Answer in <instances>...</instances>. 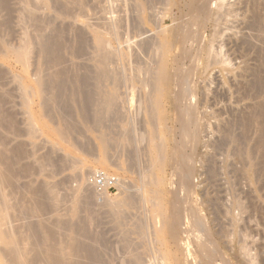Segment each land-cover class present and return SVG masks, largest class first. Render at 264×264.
<instances>
[{
    "label": "rangeland",
    "instance_id": "rangeland-1",
    "mask_svg": "<svg viewBox=\"0 0 264 264\" xmlns=\"http://www.w3.org/2000/svg\"><path fill=\"white\" fill-rule=\"evenodd\" d=\"M195 1L199 5L195 4L194 8L189 5V0H0V196L7 200H0V207L3 205L1 209H5L3 231L7 232V236L9 231L8 237L12 236L14 245L19 248L18 257L21 259L18 260L22 264H57L55 261L59 259L62 263L58 261V264H73V261L82 264L83 260L92 264H206L212 258L209 261L211 264H264V151L259 149V145L256 146L258 124H252L247 129L241 117L252 110L255 102L264 103L263 90L256 85L257 78L261 75L264 78V25H261L264 22L260 24L257 21L258 16L264 19V1ZM201 3L208 8L200 7ZM197 7L204 11L200 8L201 11H198ZM206 9H209L208 13ZM196 11L200 15L197 14L198 20L194 19L198 13ZM200 12L206 13L203 15L206 21ZM190 19L193 24L197 20L195 24L198 25L189 24L192 22ZM194 32L196 36H193ZM99 35L107 43L106 53L109 55L105 53V58L113 56L111 61L105 59L104 63L107 64L104 67L107 66L110 71L108 73L105 68V75L98 68L96 36ZM188 35L193 36L194 40L190 36L187 38ZM162 44L166 46L165 49ZM16 48H23L21 51L27 54L26 57L23 55L25 60L18 57ZM206 48L211 51L208 53L210 56ZM182 51L183 54L180 53ZM161 58L165 60L170 81L161 86L163 90L160 93L152 89L156 87L152 83L155 84V70ZM187 64L192 65V68ZM145 68L150 70L146 72ZM181 72L187 77V82L182 84L184 86L178 81ZM184 72L190 73L186 76ZM185 86L193 90L185 89L187 93L184 95L182 89ZM96 87L105 91L102 93ZM180 89L183 93L179 92ZM112 93L114 97H110ZM177 93L186 96L183 97V103H191L187 105L196 109L200 119L198 141L192 144L193 147L189 145L183 148L186 153L194 155L191 161L194 162V170L190 181L180 174L179 167L182 164L173 151L181 139L176 124V111L172 107V100ZM95 99L99 100V104ZM102 101L105 104L110 101L111 104L108 103L104 109ZM94 103L95 107L99 106L98 110H95ZM93 110H100V113L103 110L104 114L109 112L111 115L101 116L96 112L94 116ZM94 117L99 119L96 121ZM107 126L112 127L111 130ZM62 127L69 130L63 139L55 131ZM99 134H103L101 136L105 141ZM159 137L164 139L163 147L166 146L165 160L161 166H155L151 163L150 150L153 141L157 143ZM112 142L115 143L114 147ZM102 144L107 145L106 148ZM239 149H244L245 154ZM174 156L176 160L173 161ZM173 164L179 165L180 173L176 167L173 170ZM99 171L115 175L119 179L117 186L108 191L95 187L90 176ZM149 173L153 174L154 180L161 178L162 181L156 185ZM177 174L182 180L178 179ZM187 181L190 188H186ZM182 182L185 187L180 186ZM171 192L176 193L173 195ZM152 198L154 202L149 201ZM171 201H176L179 207H173ZM174 208L180 209V213L183 211L184 216L181 214V228L178 236L173 239L167 225L172 219L170 213ZM193 216L200 218L197 224L201 222L203 229L199 224L194 225ZM6 242L2 241L3 245L0 243V264H13L12 254L5 251L8 248ZM201 242H205V246ZM197 243L216 251L213 253L210 250L212 253L209 255V252H204L207 251L205 248L200 252L202 245L199 247ZM134 248H138L137 252ZM78 255L80 258L87 257L83 260L78 258V261L75 258ZM206 255L213 257L204 258ZM143 256L150 261L144 260Z\"/></svg>",
    "mask_w": 264,
    "mask_h": 264
},
{
    "label": "bare ground",
    "instance_id": "bare-ground-1",
    "mask_svg": "<svg viewBox=\"0 0 264 264\" xmlns=\"http://www.w3.org/2000/svg\"><path fill=\"white\" fill-rule=\"evenodd\" d=\"M164 1H165V0H164ZM189 1H190L189 5H190L191 7H194L195 4H196V5L198 4V3H196L195 0H189ZM200 1H201V0H200ZM219 1H220V2H223L224 0H219ZM250 1L252 2V0H250ZM255 1H256V0H255ZM258 1H259V0H258ZM263 1H264V0H263ZM194 2H195V3H194ZM202 2H204V1H202ZM207 2H209V1H207ZM251 2H250V3H251ZM148 3H149V2H148ZM148 3H147V4H148ZM165 3H166V2H165ZM185 3H186V2H185ZM205 3H206V2H205ZM216 3H217V2H216ZM154 4H155V3H154ZM172 4H173V2H172ZM186 4H188V3H186ZM201 4H202V3H201ZM201 4H200V7H202V8H203V7H204V8H208V7H206V6H207V3H206V6H203V4H202V5H201ZM209 4H210V3H209ZM222 4H223V3H222ZM222 4H221V5H222ZM257 4H258V3H257ZM263 4H264V3H263ZM134 5H135V4H134ZM198 5H199V4H198ZM198 5H197V6H198ZM232 5H233V4H232ZM129 6H130V5H129ZM164 6H165V5H164ZM167 6H168V5H167ZM208 6H209V5H208ZM254 6H255V5H254ZM158 7H159V6H158ZM200 7H197V8H198V11H201V10L204 9V8L202 9V8H200ZM219 7H221V6H219ZM222 7H223V5H222ZM258 7H259V6H258ZM258 7H257V8H258ZM194 8H195V7H194ZM199 8H200L201 10H200ZM216 8H217V7H216ZM135 9H136V8H135ZM225 9H226V8H225ZM254 9H255V8H254ZM191 10H192V8H191ZM191 10H190V11H191ZM206 10H207V13H208V10H209V9H206ZM219 10H222V9H219ZM256 10H257V9H256ZM193 11H194V9H193ZM198 11H196V12H198ZM203 11H204V10H203ZM203 11H202V13H203ZM253 11H254V10H253ZM136 12H137V10H136ZM191 12H192V11H191ZM191 12H190V13H191ZM223 12H224V11H223ZM234 12H235V11H234ZM254 12H255V11H254ZM260 12H261V11H260ZM139 13H140V12H139ZM192 13H193V12H192ZM192 13H191V15H190L191 17H193V16H192ZM200 13H201V12H200ZM202 13H201V14H202ZM210 13H211V12H209V14H210ZM258 13H259V12H258ZM193 14H194V13H193ZM197 14L199 15V12L196 13V15H197ZM215 14H216V13H215ZM256 14H257V13H256ZM153 15H154V14H153ZM153 15H152V16H153ZM198 15L195 16L194 19H197V20H198V18H199ZM203 15H206V13L202 14V17H204V18H202V19L205 20L206 18H205V16H203ZM154 16H155V15H154ZM180 16H181V15H180ZM199 16H200V15H199ZM213 16H214V15H213ZM224 16H225V15H224ZM256 16H258V15H256ZM136 17H137V15H136ZM166 17H167V16H166ZM197 17H198V18H197ZM207 17H208V16H207ZM260 17H263V16H258V20H257V21L261 24V23L264 22V19H262V18H260ZM141 18H142V17H141ZM157 18H158V17H157ZM192 19H193V18H192ZM192 19H190V20L192 21ZM194 19H193V20H194ZM117 20H118V19H117ZM117 20H116V21H117ZM139 20H140V19H139ZM151 20H152V19H151ZM153 20H154V19H153ZM190 20H189V22H190ZM197 20H195V21L197 22ZM135 21H136V20H135ZM195 21H194V24H195ZM205 21H206V20H205ZM205 21H204V22H205ZM179 22H180V21H179ZM181 22H182V21H181ZM189 22H188V23H189ZM258 22H257V23H258ZM183 23H184V22H183ZM185 23H186V22H185ZM188 23H187V24H188ZM201 23H203V21H201ZM201 23H200V25H201ZM130 24H131V23H130ZM181 24H182V23H181ZM187 24H186V25H187ZM189 24H193V21L190 22ZM194 24H193V25H194ZM193 25H192V26H193ZM195 25H196V24H195ZM197 25H198V24H197ZM197 25H196V26H197ZM200 25H199V26H200ZM203 25H204V23H203ZM252 25H253V24H252ZM256 25H257V24H256ZM261 25H264V23L261 24ZM139 26H140V25H139ZM190 26H191V25H190ZM182 27H183V26H182ZM188 27H189V26H188ZM157 29H158V28H157ZM171 29H172V28H171ZM181 29H182V28H181ZM189 29H190V28H189ZM192 29H193V28H192ZM112 30H113V29H112ZM137 30H138V29H137ZM263 30H264V29H263ZM142 31H143V30H142ZM184 31H185V30H184ZM190 31L192 32V30H190ZM194 31H195V30H194ZM99 32H100V31H99ZM118 32H119V31H118ZM180 32H181V31H180ZM191 32H190V33H191ZM196 32H198V31L196 30ZM203 32H204V31H203ZM106 33H107V32H106ZM119 33H120V32H119ZM122 33H123V32H122ZM128 33H129V32H128ZM130 33H131V32H130ZM192 33H193V32H192ZM192 33H191V35H192ZM125 34H126V33H125ZM187 34H188V32L186 33V35H187ZM194 34H195V32H194ZM194 34H193V36H196V34H195V35H194ZM261 34H262V33H261ZM115 35H116V34H115ZM191 35H188L187 38L190 36L189 38H191V40H192V39H193V38H192L193 36L191 37ZM151 36H152V35H151ZM176 36H177V35H176ZM118 37L120 38V36H118ZM136 37H137V36H136ZM143 37H144V36H143ZM180 37H181V36H180ZM182 37H183V35H182ZM199 37H200V36H199ZM257 38H258V37H257ZM144 39H145V38H144ZM178 39H179V38H178ZM183 39H185V41H186V38H183ZM138 40H139V39H138ZM163 40H165V39H163ZM180 40H181V39H180ZM187 40H190V39H187ZM193 40H194V39H193ZM153 41H154V40H153ZM210 41H211V40H210ZM105 42H106V40H103V38H101V35L96 36V45H97V49H98V52H99V56H98L99 61H98V62H99V64H100L98 68H99V72H100V73H103V75H105L104 73H105V71H106V69H107V68H106L107 66L104 67V65H106L107 63L105 64L104 62H106V60H110V59L113 57V56L110 57V59H109V58H108V59L105 58L106 55H104V54L106 53V46H107V45H106L107 43L105 44ZM108 42H109V41H108ZM128 42H129V41H128ZM128 42H127V43H128ZM142 42H143V41H142ZM181 42H182V41H181ZM186 42H187V41H186ZM190 42H191V41H190ZM196 42H197V41H196ZM154 43H155V42H154ZM162 43H163V42H162ZM26 44H27V43H26ZM165 44H167V43H165ZM170 44H171V43H170ZM182 44H184V43H182ZM190 44H191V43H190ZM200 44H201V43H200ZM200 44H199V47H200ZM210 44H211V43H210ZM214 44H215V43H214ZM129 45H130V43H129ZM211 45H212V44H211ZM24 46H25V45H24ZM133 46H134V45H133ZM142 46H143V45H142ZM151 46H152V45H151ZM158 46H159V45H157L156 47H158ZM178 46H179V45H178ZM184 46H185V45H184ZM184 46H183V47H184ZM50 47H51V46H50ZM94 47H95V46H94ZM146 47H147V46H146ZM162 47H163V49H165L166 46H165L164 44H162ZM179 47H180V46H179ZM187 47H188V46H187ZM257 47H258V46H257ZM41 48H42V47H41ZM46 48H47V47H45V49H46ZM48 48H49V45H48ZM48 48H47V49H48ZM111 48H112V47H110V49H111ZM127 48H128V46H127ZM129 48H130V47H129ZM129 48H128V49H129ZM131 48H132V47H131ZM160 48H161V47H160ZM16 49H17V48H16ZM19 49H20V48H19ZM19 49H17V52L15 51V53L18 55V57H20V58H22V59L25 60V57H26L27 54H23V53L25 52L24 50L21 51L23 48H22L21 50H19ZM24 49H26V48H24ZM27 49H28V48H27ZM43 49H44V48H43ZM49 49H50V48H49ZM49 49H48V50H49ZM95 49H96V48H95ZM142 49H143V48H142ZM163 49H162V50H163ZM206 49L209 50L208 48H206ZM210 49H211V48H210ZM48 50H47V51H48ZM93 50H94V49H93ZM107 50H108V49H107ZM121 50H122V49H121ZM180 50H181V49H180ZM182 50H183V49H182ZM213 50H214V49H213ZM262 50H263V49H262ZM42 51H45V50H42ZM95 51H96V50H95ZM95 51H94V52H95ZM108 51H109V50H108ZM108 51H107V52H108ZM110 51H111V50H110ZM129 51H130V50H129ZM142 51H143V50H142ZM158 51H159V50H158ZM185 51H187L186 48H185ZM195 51H197L196 48H195ZM209 51H210V50H209ZM49 52H50V50H49ZM127 52H128V50H127ZM131 52H132V51H131ZM135 52H137V50H136ZM160 52H162V51H160ZM163 52H164V51H163ZM165 52H166V50H165ZM206 52H207V54H208V53H211V51H210V52L206 51ZM92 53H93V52H92ZM110 53H111V52H110ZM113 53H114V52H113ZM113 53H112V54H113ZM122 53H123V52H122ZM124 53H125V52H124ZM124 53H123V54H124ZM141 53H142V52H141ZM180 53L183 54V51L180 52ZM257 53H258V52H257ZM106 54H107V53H106ZM159 54H160V53H159ZM185 54H186V52H185ZM259 54H260V53H259ZM17 55H16V56H17ZM23 55H25V57H23ZM107 55H109V54H107ZM114 55H115V54H114ZM175 55H176V54H175ZM194 55H195V54H194ZM95 56H97V55H95ZM125 56H126V54H125ZM128 56H130V55H128ZM145 56H146V55H145ZM155 56H156V55H155ZM183 56H184V55H183ZM185 56H186V55H185ZM185 56H184V57H185ZM189 56H190V54H189ZM205 56H206V55H205ZM208 56H210V55L208 54ZM51 57H52V56H51ZM54 57H55V56H54ZM123 57H124V56H123ZM130 57H132V56H130ZM133 57H135V56H133ZM133 57H132V58H133ZM160 57H161V56H160ZM160 57H158V58H160ZM165 57H166V56H165ZM179 57H180V55H179ZM186 57H187V56H186ZM52 58H53V57H52ZM114 58H115V57H114ZM125 58H126V57H125ZM139 58H140V56H139ZM180 58H181V57H180ZM195 58H196V56H195ZM203 58H204V57H203ZM208 58H209V57H208ZM212 58H213V57H212ZM263 58H264V57H263ZM18 59H19V58H18ZM22 59H20L21 62H22ZM105 59H106V60H105ZM129 59H130V58H129ZM135 59H136V58H135ZM141 59H142V58H141ZM152 59H154V58H152ZM161 59H162V58H161ZM161 59H160V60H161ZM182 59H183V58H182ZM214 59H215V58H214ZM219 59H220V58H219ZM224 59H225V58H224ZM111 60H112V59H111ZM111 60H110V61H111ZM114 60H115V59H114ZM122 60H123V58H122ZM127 60H128V59H126V61H127ZM175 60H176V59H175ZM189 60H190V59H189ZM210 60H211V59H210ZM48 61H49V60H48ZM55 61H57V60H55ZM129 61H130V60H129ZM133 61H134V60H133ZM138 61L141 62V60H138ZM143 61H144V60H143ZM151 61H152V60H151ZM155 61H156V60H155ZM155 61H154V62H155ZM173 61H174V60H173ZM194 61H195V60H194ZM218 61H219V60H218ZM218 61H217V62H218ZM256 61H257V60H256ZM23 62H24V61H23ZM50 62H51V61H50ZM52 62H53V61H52ZM136 62H137V60H136ZM180 62H181V61H180ZM112 63H114V62H112ZM112 63H111V64H112ZM149 63H150V62H149ZM157 63H158V62H157ZM157 63H155V64H157ZM172 63H173V62H172ZM183 63H184V62H183ZM189 63H190V62H189ZM191 63L193 64L192 60H191ZM208 63H209V62H208ZM210 63H211V61H210ZM213 63H214V62H213ZM239 63H240V62H239ZM94 64H95V63H94ZM97 64H98V63H97ZM109 64H110V63H109ZM128 64H129V63H128ZM143 64H144V63H143ZM158 64H159V63H158ZM95 65H96V64H95ZM124 65H125V64H124ZM148 65H150V64H148ZM179 65H181V64H179ZM187 65H190V64H187ZM229 65H230V64H229ZM233 65H234V64H232V66H233ZM117 66H118V65H117ZM121 66H122V65H121ZM146 66H147V65H146ZM146 66H145V67H146ZM168 66H169V65H168ZM182 66H184V65H182ZM190 66H191V68H192V65H190ZM206 66H207V65H206ZM147 67H149V66H147ZM170 67H171V66H170ZM176 67H177V66H176ZM185 67H186V66H185ZM259 67H260V66H259ZM98 68H97V70H98ZM105 68H106V69H105ZM129 68H130V67H129ZM143 68H144V67H143ZM153 68H154V67H153ZM180 68H181V66H180ZM186 68H187V67H186ZM93 69H94V68H93ZM109 69H111V68H109ZM112 69H113V68H112ZM115 69H116V68H115ZM145 69H146V72H147L148 69H147V68H145ZM155 69H157V68H156V65H155ZM177 69H178V68H177ZM182 69H183V68H182ZM195 69H196V67H195ZM107 70H108V69H107ZM113 70H114V69H113ZM122 70H123V69H122ZM133 70H134V68H133ZM141 70H142V69H141ZM141 70H138V71L141 72ZM149 70H150V69H149ZM149 70H148V71H149ZM186 70H187V69H186ZM186 70H185V71H186ZM256 70H258V69H256ZM259 70H260V69H259ZM259 70H258V71H259ZM94 71H95V69H94ZM115 71H116V70H115ZM130 71H131V70H130ZM138 71H137V72H138ZM153 71H154V69H153ZM155 71H156V73H155V72H153V73L156 74V79H155L156 81H155V84L152 83V85H156L157 88H156L155 86H153V87H155V88H152V89H155V91H157V92L160 91V93H161L162 90H163V89L161 88V86H162L163 84H164V85L169 84V81H170V76H169L170 74L168 75V73H167L166 63H165V60H164V59L161 60V63L159 64L158 69L155 70ZM175 71H176V70H175ZM177 71H178V70H177ZM191 71H192V70H191ZM224 71H225V70H224ZM109 72H110V71L108 70V73H109ZM140 72H139V73H140ZM150 72H151V71H150ZM186 72H187V71H186ZM261 72H263V71H261ZM95 73H96V72H95ZM97 73H98V72H97ZM100 73H98L99 76H100ZM115 73H116V72H115ZM143 73H144V72H143ZM148 73H149V72H148ZM153 73H152V74H153ZM169 73H170V72H169ZM178 73H179V72H178ZM181 73H182V72H181ZM184 73H185V72H184ZM189 73H190V72H188L187 74H189ZM192 73H193V72H192ZM255 73H256V72H255ZM59 74H60V73H59ZM98 74H97V75H98ZM112 74H113V72H112ZM112 74H111V75H112ZM118 74H119V73H117V76H119ZM133 74H134V73H133ZM135 74H136V73H135ZM140 74H141V73H140ZM150 74H151V73H150ZM150 74H149V75H150ZM179 74H180V73H179ZM185 74H186V73H185ZM187 74H186V76H187ZM256 74H257V73H256ZM258 74H260V73H258ZM56 75L58 76V74H56ZM56 75H55V76H56ZM95 75H96V74H95ZM101 75H102V74H101ZM114 75L116 76V74H114ZM114 75H113L112 77H110V78H113ZM120 75H121V74H120ZM130 75H131V72H130ZM149 75H148V76H149ZM174 75H176L175 72H174ZM250 75H251V74H250ZM55 76H54V77H55ZM106 76H107V74H106ZM109 76H110V75H109ZM123 76H124V75H123ZM136 76H138V75H136ZM144 76H145V75H144ZM146 76H147V75H146ZM150 76H151V75H150ZM184 76H185V75H183V73H182L181 75H179V76H178V77H179V80H178L177 77H175V78H177L176 80H178L179 83H181V85H182V84H185V83L187 82V80H186L187 77H184ZM227 76H228V75H227ZM253 76H254V74H253ZM261 76H262V75H261ZM261 76H260V77L258 76L259 78L256 79V85H258V86L263 90V93H264V78H261ZM94 77H95V76H94ZM104 77H105V76H104ZM130 77H131V76H130ZM130 77H129V78H130ZM132 77H133V75H132ZM152 77H153V76H152ZM154 77H155V76H154ZM110 78H109V79H110ZM124 78H125V77H124ZM126 78L128 79V77H126ZM139 78H140V77H139ZM143 78H144V77H143ZM175 78H174V79H175ZM188 78H189V76H188ZM193 78H194V77H193ZM210 78H211V77H210ZM98 79L101 80L102 78H101V79L98 78ZM98 79H97V81H98ZM106 79H107V78H106ZM114 79H115V78H114ZM116 79H117V78H116ZM46 80H47V79H46ZM48 80H49V79H48ZM56 80H57V79H56ZM56 80H55V81H56ZM104 80H105V79H104ZM111 80H112V79H111ZM118 80H119V78H118ZM137 80H138V79H137ZM140 80H141V79H140ZM143 80H144V79H143ZM143 80H142V81H143ZM148 80H150V78H149ZM148 80H147V81H148ZM153 80H154V79H153ZM190 80H191V78H190ZM239 80H240V79H239ZM249 80H250V79H249ZM39 81H40V79H39ZM77 81H78V80H77ZM85 81H86V80H85ZM87 81H88V80H87ZM97 81H96V82H97ZM102 81H103V79H102ZM108 81H110V80H108ZM113 81H114V80H113ZM128 81H129V80H128ZM130 81H131V79H130ZM130 81H129V82H130ZM188 81H189V80H188ZM240 81H241V80H240ZM35 82H36V81H35ZM44 82L48 84L47 81H44ZM51 82H53V81H51ZM99 82H101V81H99ZM110 82H111V81H110ZM110 82H109V83H110ZM117 82H119V81H117ZM117 82H116V83H117ZM120 82H121V81H120ZM120 82H119V83H120ZM152 82H153V81H152ZM173 82H174V81H173ZM176 82H177V81H176ZM191 82H192V81H191ZM201 82H202V81H201ZM45 83H44V84H45ZM54 83H55V82H54ZM74 83H75V82H74ZM121 83H122V82H121ZM123 83H124V82H123ZM139 83H140V82H139ZM241 83H242V82H241ZM254 83H255V82H254ZM20 84H21V83H20ZM40 84H41V83H40ZM47 84H46V85H47ZM51 84H52V83H51ZM76 84H77V83H76ZM86 84H87V83H86ZM98 84H100V83H98ZM103 84H104V83H103ZM105 84H106V83H105ZM113 84H114V83H113ZM128 84H129V83H128ZM141 84H143V83L141 82ZM150 84H151V82H150ZM199 84H200V83H199ZM95 85H96V84H95ZM100 85H101V84H100ZM115 85H116V84H115ZM119 85H120V84H119ZM121 85H122V84H121ZM126 85H127V84H126ZM143 85H144V84H143ZM147 85H148V84H147ZM152 85H151V87H152ZM181 85H180V86H181ZM188 85H189V84H188ZM191 85H192V83H191ZM193 85H194V84H193ZM248 85H249V84H248ZM38 86H39V85H38ZM52 86H53V85H52ZM54 86H55V85H54ZM88 86H89V85H88ZM88 86H87V87H88ZM96 86H97V85H96ZM102 86H103V85H102ZM102 86H101V87H102ZM105 86H106V85H105ZM117 86H118V84H117ZM131 86H132V85H131ZM182 86H184V85H182ZM42 87L44 88V86H42ZM87 87H86V88H87ZM99 87H100V86H99ZM110 87H111V86H110ZM118 87H119V86H118ZM147 87H148V86H147ZM185 87H186V86H185ZM185 87H184L183 89L181 88V89L183 90V92H184V95H185V93H187V92H185V89H186V91H187V88L190 89V86H189V87H186V88H185ZM193 87H194V86H193ZM239 87H240V86H239ZM48 88H49V87H48ZM48 88H47V89H48ZM52 88H53V87H52ZM59 88H60V87H59ZM61 88H62V87H61ZM93 88H94V87H93ZM96 88H98V87H96ZM120 88H121V87H120ZM143 88H144V87H143ZM163 88H164V87H163ZM174 88H175V87H174ZM176 88H177V87H176ZM257 88H258V87H257ZM54 89H55V88H54ZM73 89H74V88H73ZM98 89L100 90V88H98ZM145 89H146V88H145ZM152 89H151V91H154V90H152ZM156 89H157V90H156ZM181 89H180V90H181ZM251 89H252V88H251ZM25 90H26V89H25ZM92 90H93V89H92ZM114 90H115V89H114ZM125 90H126V89H125ZM175 90H176V89H175ZM182 90H181V91L178 90V91L181 92V93H183ZM190 90H193V89H190ZM190 90H189V92H190ZM40 91H41V89H40ZM62 91H63V90H62ZM76 91H77V90H76ZM102 91H103V90H102ZM102 91L100 90V92H102ZM104 91H105V90H104ZM104 91H103V92H104ZM127 91H128V90H127ZM149 91H150V90H149ZM178 91H176V92H178ZM249 91H250V90H249ZM26 92H27V91H26ZM95 92H98V90H96ZM103 92H102V93H103ZM114 92H115V91H114ZM117 92H119V91H117ZM120 92H121V91H120ZM146 92H147V90H146ZM146 92H144V93H146ZM192 92H193V91H192ZM240 92H241V91H240ZM74 93H75V92H74ZM86 93H87V92H86ZM102 93H101V95H104L106 92H105L104 94H102ZM107 93H108V92H107ZM148 93H149V92H148ZM154 93H155V92H154ZM28 94H29V93H28ZM44 94H45V93H44ZM90 94H92V93H89V95H90ZM110 94H111V93H110ZM116 94H117V93H116ZM120 94H121V93H120ZM150 94H151V93H150ZM42 95H43V93H42ZM49 95H50V94H49ZM87 95H88V94H87ZM89 95H88V97H89ZM94 95H95V94H94ZM97 95H98V94H97ZM97 95H96L95 97H98V96H99V95H98V96H97ZM145 95H146V94H145ZM147 95H148V94H147ZM159 95H160V94H159ZM175 95H176L175 98L172 100V102H173V103H172V107H173V109L176 111V116H177V117H176V124H177V126H178V128H177V129H178V134H179V137H180L181 139L179 140L180 142H178L179 144H178L177 148H173V151L175 152L174 154H176L177 157H179V158H178V159H180V162H179V163L182 164V166L179 167V165H180L179 163H178V164H179L178 166H175V165L173 164V165H174V166H173V168H174L173 170H176V169H175V167H176L178 173H180V171H181L180 174H182V176H184V178L189 179L190 176L193 174L192 172H193V170H194V169H193L194 167H193V165H192L194 162L191 163V161H192V157H193L194 155L191 156V155H192L191 153H189V152L186 153L185 150H184L183 148L186 149V146L192 145L193 143L195 144L196 141H198L199 136H200V129H199V126H198V124H199L198 119H199V118H198V116H197V114H196V109H194L191 105H187V104H191V103H187L186 101H185V102L187 103L186 105L183 103V101L185 100L183 97L186 98V96H183V94L178 95V93L175 94ZM191 95H192V94H191ZM74 96H75V95H74ZM82 96H83V94H82ZM111 96H113V93H112V95H110V97H111ZM120 96H121V95H120ZM153 96H154V95H153ZM258 96H259V95H258ZM263 96H264V95H263ZM47 97H48V96H46V99H47ZM72 97H73V96H72ZM72 97H71V98H72ZM104 97H105V96H104ZM113 97H114V96H113ZM115 97H116V96H115ZM123 97H125V96H123ZM154 97H155V96H154ZM193 97H194V96H193ZM51 98H52V97H51ZM71 98H70V99H71ZM86 98H87V97H86ZM89 98H90V97H89ZM89 98H88V99H89ZM107 98H109V96H108ZM107 98H106V99H107ZM119 98H120V97H119ZM125 98H126V97H125ZM128 98H129V97H128ZM148 98H149V97H148ZM150 98H152V97H150ZM242 98H243V97H242ZM250 98H251V97H250ZM254 98H257V97L255 96ZM42 99H43V98H42ZM52 99H53V98H52ZM80 99H81V98H80ZM92 99H93V98H92ZM142 99H143V98H142ZM159 99H160V97H159ZM251 99H252V98H251ZM251 99H250V100H251ZM44 100H45V99H44ZM62 100H63V99H62ZM74 100H76V99H74ZM74 100H73V101H74ZM86 100H87V99H86ZM95 100H96V102L98 101V104H99V100H97V99H95ZM104 100H105V99H104ZM108 100H111V102H112V99H111V98H109ZM117 100H118V99H117ZM121 100H122V99H121ZM126 100H127V99H126ZM157 100H158V99H157ZM157 100H155V101L157 102ZM182 100H183V101H182ZM193 100H194V99H193ZM257 100H258V99H257ZM46 101H47V100H46ZM49 101H50V100H49ZM49 101H48V102H49ZM77 101H78V100H77ZM79 101H80V100H79ZM79 101H78V102H79ZM83 101H84V100H83ZM93 101H94V100H93ZM113 101H114V99H113ZM115 101H116V99H115ZM119 101H120V100H119ZM144 101H145V100H144ZM153 101H154V99H153ZM191 101H192V100H191ZM191 101H190V102H191ZM260 101H261V100H260ZM43 102H44V101H43ZM90 102H91V101H89L88 104H90ZM94 102H95V101H94ZM103 102H104V103H103ZM106 102H107V100H106ZM111 102L108 101V103H110V104H111ZM116 102H117V101H116ZM121 102H122V101H121ZM145 102H146V101H145ZM145 102H144V103H145ZM156 102H155V103H156ZM263 102H264V101H263ZM86 103H87V102H86ZM86 103H85V104H86ZM100 103H101V101H100ZM108 103L105 104V101H102V104H104V107H103L104 109H105V106L109 105ZM122 103H123V102H122ZM125 103H126V102H125ZM139 103H140V101H139ZM153 103H154V102H153ZM182 103H183L185 106H183ZM192 103H193V102H192ZM98 104H97V106H98ZM102 104H101V105H102ZM112 104H113V103H112ZM116 104H117V103H116ZM116 104H115V105H116ZM119 104H120V103H118V105H119ZM160 104H161V103H160ZM195 104H196V103H195ZM195 104H194V107H195ZM248 104H249V103H248ZM49 105H50V104H49ZM92 105H93V103H92ZM153 105H154V104H153ZM102 106H103V105H102ZM110 106H111V105H110ZM119 106H120V105H119ZM145 106H146V105H145ZM149 106H151V105H149ZM154 106H155V105H154ZM156 106H157V105H156ZM159 106H161V105H159ZM196 106H197V105H196ZM199 106H200V105H199ZM238 106H239V105H238ZM84 107H85V106H84ZM84 107H83V108H84ZM89 107H91V105H90ZM92 107H93V106H92ZM124 107H125V106H124ZM126 107H127V106H126ZM142 107H143V106H142ZM142 107H141V108H142ZM94 108H95V110H96V108H97V107H95V103H94ZM98 108H99V106H98ZM98 108H97V110H98ZM112 108H113V107H112ZM141 108H140V109H141ZM146 108H147V107H146ZM151 108H153V107H151ZM151 108H149V109L152 110ZM101 109H102V108H101ZM116 109H117V107H116ZM116 109H113V110H116ZM142 109H144V107H143ZM251 109H252V110L249 109L250 112H249V111H247V113L245 112L247 115H244V114H243L244 117H243V115L241 116V117L243 118V122H242V123H244V124L246 125V127H245V125H243V128H244V127L247 128L248 126L251 127L252 124L254 125L255 123L258 124L257 126H259V129H258V128H257V129L259 130V131H258L259 133L257 134L258 137H257V139H256V141H257V142H256V143H257L256 146L259 145V146H260V147L258 146L259 149L261 148V151H262V149H263V151H264V103H261V102H260V103H258V102L256 103V102H255V104L252 105ZM95 110H93V111L95 112ZM118 110H120V108H119ZM118 110H116V111H118ZM121 110H122V109H121ZM121 110H120V111H121ZM145 110H146V109H145ZM174 110H173V111H174ZM201 110H202V109H201ZM80 111H81V110H80ZM85 111H86V110H85ZM85 111H83V112H85ZM99 111H100V110H99ZM99 111H98V112L96 111V112H97V113H100ZM101 111H102V113H100V115H101V114H103V115H105V116L109 115V112H107L108 114L106 115V114H104L103 110H101ZM107 111H108V109H107ZM109 111H110V110H109ZM111 111H112V110H111ZM120 111H118L119 114L121 113ZM161 111H162V110H161ZM96 112H95V115H94V116H96ZM81 113H82V112H81ZM111 113H112V112H111ZM146 113H149V112H146ZM166 113H167V112H166ZM91 114L93 115L94 113H91ZM114 114H115V116H116V113H114ZM114 114H113V116H114ZM125 114H126V112H125ZM152 114H153V113H152ZM152 114H151V115H152ZM85 115H86V112H85ZM100 115H99V116H100ZM110 115H111V114H110ZM110 115H109V116H110ZM156 115H157V114H156ZM82 116H83V115H82ZM97 116H98V115H97ZM99 116H98V117H99ZM101 116H102V115H101ZM109 116H108L107 118H110ZM117 116H118V115H117ZM149 116H150V115H149ZM152 116H153V115H152ZM83 117H84V116H83ZM98 117H96V118H98ZM150 117H151V116H150ZM156 117H157V116H156ZM163 117H164V116H163ZM201 117H202V116H201ZM237 117H239V116H237ZM101 118H103V117H101ZM113 118H114V117H113ZM115 118H116V117H115ZM117 118H118V117H117ZM119 118H120V116H119ZM121 118H122V116H121ZM123 118H124V117H123ZM125 118H126V116H125ZM125 118H124V119H125ZM128 118H129V117H128ZM151 118H152V117H151ZM160 118H161V117H160ZM164 118H165V117H164ZM202 118H203V117H202ZM242 118H241V120H242ZM94 119H95V117H94ZM98 119H99V118H98ZM98 119H97V120H98ZM111 119H112V117L110 118V120H111ZM154 119H155V118H154ZM156 119H157V118H156ZM92 120H93V119H92ZM95 120H96V119H95ZM95 120H93V121H95ZM97 120H96V121H97ZM100 120H101V119H100ZM105 120H106V118H105ZM105 120H103V122H104ZM108 120H109V119H108ZM120 120H121V119H120ZM125 120H126V119H125ZM125 120H124V121H125ZM157 120H158V119H157ZM160 120H161V119H160ZM199 120H200V119H199ZM69 121H70V120H69ZM69 121H68V122H69ZM83 121H84V119H83ZM96 121H95V123H96ZM112 121H114V120H112ZM122 121H123V119H122ZM124 121H123V122H124ZM134 121H135V120H134ZM155 121H156V120H155ZM155 121H154V122H155ZM64 122H65V121H64ZM86 122H87V121H86ZM101 122H102V121H101ZM108 122H109V121H108ZM123 122H122V123H123ZM128 122H129V121H128ZM148 122H149V121H148ZM92 123H93V122H92ZM104 123H105V122H104ZM63 124H64V123H63ZM74 124H76V123H74ZM97 124H98V123H97ZM100 124H101V123H100ZM105 124H106V123H105ZM111 124H113V123L111 122ZM115 124H116V121H115ZM115 124H114V125H115ZM129 124H131V123H129ZM133 124H135V123H133ZM152 124H153V122H152ZM155 124H157V123H155ZM256 124H255V125H256ZM107 125H108V124H107ZM118 125H119V124H118ZM149 125H150V122H149ZM164 125H165V124H164ZM255 125H254V126H255ZM64 126H65V125H64ZM98 126H99V125H98ZM100 126H101V125H100ZM116 126H117V124H116ZM120 126H121V125H120ZM129 126H130V125H129ZM131 126H132V125H131ZM136 126H137V125H136ZM150 126H151V125H150ZM168 126H169V125H168ZM72 127H73V126H72ZM72 127H71V128H72ZM96 127H97V126H96ZM107 127L109 128V126H107ZM110 127H111V126H110ZM117 127H118V126H117ZM163 127H164V126H163ZM166 127H167V126H166ZM204 127H205V126H204ZM239 127H240V126H239ZM111 128H112V127H111ZM111 128H109V130H111ZM132 128H133V127H132ZM132 128H131V129H132ZM153 128H154V127H153ZM153 128H152V129H153ZM161 128H162V127H161ZM245 128H244V130H245ZM248 128H249V127H248ZM248 128H247V129H248ZM254 128H255V127H254ZM104 129H105V128H104ZM125 129H126V128H125ZM206 129H207V128H206ZM249 129H250V128H249ZM67 130H68V129H67L66 127H64V128L62 127V128H56L55 131L57 132V134L59 135V137H61V138L63 139L64 137H66L65 135H66V133L69 131V130H68V131H67ZM71 130H72V129H71ZM109 130H108V131H109ZM112 130H113V129H112ZM115 130H116V129H115ZM119 130H120V129H119ZM121 130H122V129H121ZM127 130H128V129H127ZM143 130H145V129H143ZM162 130H163V129H162ZM172 130H173V129H172ZM203 130H204V129H203ZM108 131H107V132H108ZM125 131H126V130H125ZM132 131H133V130H132ZM135 131H136V130H135ZM138 131H139V130H138ZM147 131H148V130H147ZM147 131H146V132H147ZM248 131H249V130H248ZM71 132H72V131H71ZM103 132H104V131H103ZM119 132H120V131H119ZM121 132H124V131H121ZM121 132H120V133H121ZM146 132H144V133L146 134ZM238 132H239V131H238ZM243 132H244V131H243ZM110 133H111V132H110ZM112 133H113V131H112ZM114 133H115V132H114ZM127 133H128L127 135H129V131H128ZM153 133H154V131H153ZM153 133L151 132V135H152L151 137H153V140H154L155 138H154V136H153ZM167 133H168V132H167ZM245 133H246V130H245ZM68 134H69V132H68ZM105 134H106V133H105ZM123 134H125V132H124ZM130 134H131V133H130ZM142 134H143V131H142ZM247 134H248V133H247ZM99 135L101 136V135H103V134H99ZM139 135H140V134H139ZM154 135H155V133H154ZM161 135H162V134H161ZM206 135H207V134H206ZM251 135H252V133H251ZM105 136H108V135H105ZM118 136H119V135H118ZM140 136H141V135H140ZM142 136H144V135H142ZM172 136H173V134H172ZM112 137H113V136H112ZM128 137H129V136H128ZM132 137H133V136H132ZM132 137H131V138H132ZM151 137H150V138H151ZM156 137H157V135H156ZM249 137H250V136H249ZM101 138L104 139V141H105V138H104V137L101 136ZM117 138H118V137H117ZM126 138H127V137H126ZM129 138H130V137H129ZM129 138H127V139H129ZM137 138H138V137H137ZM144 138H145V137H144ZM144 138H143V139H144ZM159 138H160V137H159ZM159 138H157V139L159 140L157 143H154V141H153V144H154V145L152 146V150H150V151H151V154H152V156H151V157H152V158H151V159H152V162H151V163H152L153 165H155V166H161V165L163 164L164 160H165V150H164V149L166 148V146L164 145L165 147H163L164 141H162V140H164V139H161V138L159 139ZM200 138H201V137H200ZM228 138H229V137H228ZM237 138H238V137H237ZM65 139H66V138H65ZM140 139H141V138H140ZM147 139H148V138H147ZM175 139H176V137H175ZM243 139H244V138H243ZM248 139H250V138H248ZM116 140H117V139H116ZM144 140H145V139H144ZM151 140H152V139H151ZM228 140H229V139H228ZM104 141H103V142H104ZM112 141H113V140H112ZM128 141H129V140H128ZM145 141H147V140H145ZM176 141H177V140H176ZM176 141H175V142H176ZM125 142H126V141H125ZM130 142H131V141H130ZM130 142H129V143H130ZM132 142H133V141H132ZM143 142H144V141H143ZM173 142H174V141H173ZM173 142H172V143H173ZM247 142H248V141H247ZM101 143H102V141H101ZM105 143H106V142H105ZM107 143H108V140H107ZM107 143H106V144H107ZM110 143H111V142H110ZM112 143H113V142H112ZM119 143H120V142H119ZM122 143H123V142H122ZM114 144H115V143H113V146H112V147H114ZM116 144H117V142H116ZM132 144H133V143H132ZM145 144H146V143H145ZM147 144H148V143H147ZM173 144H174V143H173ZM173 144H172V145H173ZM252 144H253V143H252ZM102 145H103V144H102ZM126 145H127V144H126ZM134 145H135V144H134ZM105 146H107V145H105ZM105 146L103 145V147H105ZM109 146H110V145H109ZM116 146H118V145H116ZM121 146H122V145H121ZM130 146H132V145H130ZM251 146H252V145H251ZM256 146H255V148H257ZM110 147H111V146H110ZM192 147H193V145H192ZM243 147H244V146H243ZM105 148H106V147H105ZM108 148H109V147H108ZM118 148H119V147H118ZM123 149H124V148H123ZM130 149H131V148H130ZM252 149H253V148H252ZM105 150H106V149H105ZM145 150L147 151V149H145ZM170 150H172V149H170ZM189 150H190V148H189ZM240 150H241V149H239V151H240ZM243 150H244V149H242L241 151L243 152ZM130 151H131V150H130ZM241 151H240V152H241ZM248 151H250V150H248ZM258 151H260V150H258ZM109 152H110V151H109ZM114 152H115V154H116V151H114ZM118 152H119V151H118ZM133 152H134V151H133ZM166 152H167V151H166ZM170 152H172V151H170ZM127 153H128V152H127ZM129 153H130V152H129ZM243 153H244V152H243ZM260 153H262V152H260ZM260 153H259V154H260ZM109 154H111V153H109ZM120 154H122V153H120ZM123 154H124V152H123ZM145 154H147V153H145ZM170 154H171V153H170ZM172 154H173V152H172ZM244 154H245V153H244ZM250 154H251V153H250ZM111 155H112V154H111ZM117 155H118V154H117ZM239 155H240V154H239ZM263 155H264V154H263ZM108 156H109V155H108ZM113 156H114V155H113ZM120 156H121V155H120ZM120 156H119V157H120ZM128 156H129V155H128ZM167 156H169V155H167ZM172 156H173V155H172ZM240 156H241V155H240ZM109 157H110V156H109ZM115 157H116V156H115ZM117 157H118V156H117ZM130 157H131V156H130ZM170 157H171V155H170ZM170 157H169V158H170ZM243 157H244V156H243ZM251 157H252V155H251ZM258 157H259V155H258ZM260 157H261V156H260ZM262 157H264V156H262ZM133 158H134V157H133ZM140 158H141V157H140ZM173 158H174L173 161L176 160V159H175V156H174ZM239 158H240V157H239ZM248 158H249V157H248ZM73 159H74V158H73ZM126 159H127V158H126ZM194 159H195V158H194ZM257 159H258V158H257ZM112 160H113V158H112ZM251 160H252V159H251ZM181 161H182V162H181ZM110 162H111V161H110ZM168 162H169V160H168ZM177 162H178V160H177ZM143 164H144V163H143ZM148 164H150V163H148ZM171 164H172V163H171ZM249 164H250V163H249ZM165 165H166V164H165ZM149 166L151 167V165H149ZM247 166H248V165H247ZM153 167H154V166H153ZM171 167H172V166H171ZM178 167L181 169L180 171L178 170V169H179ZM192 167H193V168H192ZM160 168H161V167H160ZM169 168H170V166H169ZM145 169L147 170V167H146ZM148 169H149V168H148ZM192 169H193V170H192ZM245 169H246V168H245ZM161 170H162V168H161ZM85 171H86V170H85ZM177 171H176V173H177ZM243 171H244V169H243ZM146 172H147V171H146ZM148 172H150V171L148 170ZM172 172H173V171H172ZM176 173H175V174H176ZM149 174H151V173H149ZM180 174H179V176H180ZM151 175L153 176V174H151ZM245 175H246V174H245ZM78 176H79V175H78ZM160 176H161V174H160ZM182 176H181V177H182ZM0 177H1V176H0ZM177 177H178V174H177ZM147 178H148V177H147ZM154 178H155V177L153 176L152 179L154 180ZM179 178H180V177H178V179H179ZM184 178H183V179H184ZM242 178H243V177H242ZM255 178H256V177H255ZM256 179H257V178H256ZM116 180L119 181V179H117V177H116ZM145 180H146V178H145ZM150 180H151V178H150ZM179 180H182V179L180 178ZM73 181H74V179H73ZM146 181H147V180H146ZM161 181H162L161 178H157L156 180H154V183H155L156 185H158ZM170 181H171V180H170ZM184 181H186V180L184 179ZM189 181H190V179H189ZM78 182H79V181H78ZM143 182H144V181H143ZM172 182H173V181H172ZM174 182H175V181H174ZM145 183H147V182H145ZM148 183H150V182H148ZM176 183H177V182H176ZM186 183L188 184V181L185 182V185H186ZM191 183H192V181H191ZM81 184H82V183H81ZM179 184H180V183H179ZM183 184H184V183L182 182V183L180 184V186L182 185V187H185V185L183 186ZM189 184H190V183H189ZM189 184L187 185L188 187H186V188H190V187H189ZM77 185H78V184H77ZM194 185H195V184H194ZM75 186H76V185H75ZM171 186L173 187V185H171ZM178 186H179V185H178ZM191 186H192V185H191ZM81 187H82V186H81ZM172 187H170V188L172 189ZM176 187H177V186H176ZM173 188H174V187H173ZM177 188H178V187H177ZM182 189H183V188H181L180 190H182ZM191 189H192V188H191ZM177 190H178V189H177ZM180 190H179V191H180ZM184 190H185V189H184ZM188 190H189V189H188ZM156 192H157V191H155V194H156ZM181 192H182V191H181ZM181 192H180V193H181ZM190 192H191V191H190ZM193 192H194V190H193ZM171 193H172V192H171ZM175 193H176V192H174V194H175ZM184 193H186V192H184ZM184 193H183V194H184ZM157 194H159V193H157ZM172 194H173V193H172ZM174 194H173V195H174ZM181 194H182V193H181ZM4 195H5V194H4ZM181 196H182V195H181ZM189 196H190V195H189ZM5 197H6V196H5ZM177 197H178V196H177ZM0 198H1V196H0ZM156 198H157V197H156ZM158 198H159V196H158ZM171 198H172V197H171ZM173 199H175V198L173 197ZM173 199H172V200H173ZM188 199H189V197H188ZM193 199H194V198H193ZM0 200H2V201H7V200H4L3 197H2ZM150 200L153 201V198H152V199H149V201H150ZM156 200H157V199H156ZM158 200H159V199H158ZM158 200H157V201H158ZM170 200H171V199H170ZM175 200H178V199H175ZM180 201H181V200H180ZM130 202H131V201H130ZM153 202H154V201H153ZM153 202H152V204H153ZM158 202H159V201H158ZM171 202L173 203V201H171ZM175 202H176V201H175ZM175 202H174V203H175ZM188 202H189V201H188ZM3 203H4V202H3ZM3 203L1 202V204H3ZM6 203H7V202H6ZM6 203L4 204V206L6 205ZM39 203H41V202H39ZM172 203H170V205H172ZM174 203H173V205H172L173 207H175V205H176V203H175V204H174ZM178 203H179V201H178ZM183 203H184V201H183ZM185 204H186V203H185ZM190 204H192V203H190ZM179 205H180V204H178V205H176V206L179 207ZM192 205H193V204H192ZM2 206H3V205H2ZM2 206H1V207H2ZM172 206H171V207H172ZM1 207H0V241H1L0 243H2V241H5V242H6V241L8 240V241L6 242V245H7V247H8L9 249L7 248V250H5V251H8L10 254H12V258H13L12 260H13V262H14L15 264H22V263L19 262V260H18V259L20 258V256L18 257V252H20V250H19V248L17 249L16 246L14 245V240L11 239V237H12L11 234H10L11 237H8V236H9V231H8V236H7V232L4 233V231H3L4 228H2V223H3L4 219L6 220V217L4 218V211H5V209H4V208L1 209ZM6 207H7V206H6ZM38 207H41V206H38ZM182 207H183V206H182ZM184 207H185V206H184ZM192 207H193V206H192ZM192 207H190V208H192ZM195 207H196V206H195ZM41 208H42V207H41ZM162 208H163V206H162ZM169 208H170V207H169ZM6 209H7V208H6ZM34 209H37V208L35 207ZM171 209L173 210V208H171ZM178 209H179V208H178ZM31 210H32V209H31ZM186 210H187V209H186ZM191 210H192V209H191ZM32 211H33V210H32ZM37 211H38V210H37ZM179 211H180V209L177 210V208H176V210H175V208H174V211H172V212H171V210L169 209V213L171 212L170 214L172 215V219H171L170 221H168V225H167V227H168L169 234H170V236H171L173 239L176 238V237L178 236V231H179V228H181L180 226H181V224H182V219H183V218H182V215H183L182 213H183V211H182V213H180L181 211H180V212H179ZM187 211H188V210H187ZM194 212H195V211H194ZM198 212H199V210H198ZM5 213H6V212H5ZM30 213H31V212H30ZM161 213H162V212H161ZM190 213H191V211H190ZM190 213L188 212L187 214H189V216H190ZM192 213H193V212H192ZM37 214H38V213H37ZM170 214L168 215L169 217H170ZM181 214H182V215H181ZM184 214L186 215V213H184ZM193 214H195V213H193ZM197 214H198V213H197ZM200 214H201V213H200ZM200 214H199V215H200ZM183 216H184V215H183ZM187 216H188V215H187ZM189 216H188V217H189ZM188 217H186L187 220H188ZM191 217H192V216H191ZM162 218H163V217H162ZM166 218H167V216H166ZM168 219H169V218H168ZM191 219H192V218H191ZM193 219H194V220H193L194 225L197 226V225L199 224L200 226H199V225H198V226L201 227V222L199 223V221H198V224H197V220H199L200 218L197 219V216H196V217L193 216ZM201 219H203V218L201 217ZM166 221H167V220H166ZM166 221H165V222H166ZM191 221H192V220H191ZM202 221H203V220H202ZM205 222H206V221H205ZM4 224H5V223H4ZM184 224H185V223H184ZM190 224H191V223H190ZM3 226H4V225H3ZM33 226H34V225H33ZM61 226H62V225H61ZM150 226H151V225H150ZM192 226H193V224H192ZM192 226H191V227H192ZM196 226H194L195 229H197ZM62 227H63V226H62ZM67 227H68V226H67ZM67 227H66V228H67ZM134 227H135V226H134ZM139 227H140V225H139ZM143 227H144V226H143ZM199 227H198V228H199ZM205 227H206V226H205ZM32 228H33V227H32ZM68 228H69V227H68ZM72 228H74V227H72ZM137 228H138V225H137ZM147 228H148V227H147ZM184 228H187V226H185ZM188 228H189V227H188ZM201 228H202V227H201ZM69 229H70V228H69ZM83 229H84V227H83ZM138 229H139V228H138ZM202 229H203V228H202ZM47 230H48V229H47ZM47 230H46V232H47ZM78 230H79V228H78ZM80 230H81V229H80ZM136 230H137V229H136ZM148 230H149V229H148ZM187 230H188V229H187ZM197 230H198V229H197ZM14 231H15V230H14ZM72 231H73V230H72ZM74 231H75V230H74ZM130 231H131V230H130ZM141 231H143V230H141ZM192 231H193V230H192ZM128 232H129V231H128ZM133 232H134V230H133ZM136 232H137V231H136ZM138 232H139V231H138ZM149 232H150V231H149ZM193 232H194V231H193ZM199 232H200V231H199ZM205 232H207V230H206ZM49 233H50V232H49ZM140 233H141V232H140ZM140 233H139V234H140ZM188 233H189V232H187V234H188ZM190 233H191V230H190ZM190 233H189V234H190ZM12 234H13V233H12ZM137 234H138V233H137ZM191 234H192V233H191ZM149 235H150V234H149ZM149 235H148V236H149ZM203 235H204V234H203ZM128 236H130V235H128ZM187 236H188V235H187ZM197 236H198V235H197ZM204 236H205V235H204ZM207 236H208V234H207ZM207 236H206V238H207ZM195 237H196V236H195ZM126 238H127V237H126ZM128 238H129V237H128ZM131 238H132V237H131ZM142 238H143V237H142ZM146 238H147V237H146ZM193 238H194V237H193ZM199 238H200V237H199ZM203 238H205V237H203ZM203 238H202V240H203ZM5 239H6V240H5ZM152 239H154V238H152ZM74 240H75V239H74ZM122 240H123V239H122ZM125 240H126V239H125ZM125 240H124V241H125ZM177 240H178V239H177ZM179 240H180V239H179ZM179 240H178V241H179ZM139 241H141V240H139ZM154 241H155V240H154ZM178 241H177V242H178ZM75 242H76V241H75ZM129 242H131V241H129ZM147 242H148V241H147ZM150 242H152V241H150ZM150 242H149V243H150ZM199 242H200V241H199ZM205 242H207V241H205ZM205 242H203V243H204V246H205ZM3 243H4V242H3ZM3 243H2V245H3ZM126 243H127V242H126ZM126 243H125V245H126ZM201 243H202V242H201ZM203 243H202V244H203ZM76 244H77V243H76ZM139 244H140V243H139ZM197 244H198V246H199V245H200V246L202 245V244H199V243H197ZM197 244H196V245H197ZM213 244H214V243H213ZM4 245H5V243H4ZM74 245H75V243H74ZM77 245H78V244H77ZM77 245H76V246H77ZM206 245H207V243H206ZM210 245H211V244H210ZM214 245H215V244H214ZM78 246H79V245H78ZM83 246H84V245H83ZM182 246H183V245H182ZM200 246H199V247H200ZM86 247H87V246H86ZM145 247H146V246H145ZM185 247H186V245H185ZM185 247H184V249H185ZM199 247H198V248H199ZM202 247H203V245H202ZM202 247L199 248V249H200V252H201L202 249H205V248L207 249V247H203V248H202ZM3 248H4V247H3ZM5 248H6V247H5ZM78 248H79V247H78ZM125 248H126V246H125ZM177 248H178V247H177ZM16 249H17V250H16ZM75 249H76V248H75ZM82 249H84V247H83ZM90 249H91V248H90ZM136 249H138V248H136ZM136 249L134 248V251H136ZM143 249H144V248H143ZM152 249H153V248H152ZM212 249H213L212 247H211V249H209V246H208L207 251L205 250L204 252H206V253L209 252V255H210V253H212V251H213ZM18 250H19V251H18ZM76 250H77V249H76ZM148 250H149V249H148ZM208 250H209V251H208ZM210 250H212V251L210 252ZM140 251H141V250H140ZM151 251H152V250H151ZM182 251H183V250H182ZM215 251H216V249L213 251V253H214ZM8 252H7V253H8ZM73 252H74V251H73ZM77 252H78V250H77ZM86 252H87V251H86ZM131 252H132V251H131ZM136 252H137V251H136ZM142 252H143V251H142ZM142 252H141V253H142ZM202 252H203V250H202ZM246 252H247V251H246ZM246 252H245V253H246ZM5 253H6V252H5ZM9 253H8V254H9ZM50 253H52V251H51ZM70 253H71V252H70ZM80 253H81V252H80ZM95 253H96V251H95ZM133 253H135V252H133ZM245 253H244V254H245ZM53 254H54V253H53ZM76 254H77V253H76ZM76 254H75V255H76ZM78 254H79V253H78ZM81 254H82V253H81ZM85 254H86V253H85ZM87 254H88V253H87ZM92 254H93V253H92ZM92 254H91V255H92ZM201 254H202V253H201ZM203 254H204V253H203ZM207 254H208V253H207ZM50 255H51V254H50ZM137 255H138V254H137ZM144 255H145V254H144ZM204 255H205V254H204ZM209 255H208V257H207V255L204 256V258L207 257V258L209 259V258L213 257V255H212V256H209ZM51 256H52V255H51ZM55 256H56V255H55ZM72 256H73V255H72ZM78 256H79V255H78ZM78 256L75 257V258H77V260H78V258H80V256H79V257H78ZM97 256H98V255H97ZM133 256L135 257V255H133ZM138 256H139V255H138ZM183 256H184V254H183ZM193 256H194V255H193ZM195 256H196V255H195ZM56 257H57V256H56ZM56 257H55V259H56ZM70 257H71V256H70ZM81 257H82V256H81ZM86 257H87V256H85V258H86ZM88 257H90V256L88 255ZM92 257H94V256H92ZM134 257H133V258H134ZM145 257H146V255H145ZM145 257L143 256L144 260H148V259H149V258L146 259ZM153 257H154V256H153ZM186 257H187V256H186ZM186 257H185V258H186ZM58 258H59V257H58ZM58 258H57V259H58ZM85 258H80V259L83 260V259H85ZM90 258H91V257H90ZM90 258H88V259H90ZM131 258H132V257H131ZM138 258H139V260H142V259H140V257H138ZM20 259H21V258H20ZM88 259H87V261H88ZM95 259H96V258H95ZM150 259H151V258H150ZM199 259H200V258H199ZM199 259H198V260H199ZM212 259H213V258H212ZM212 259H211V260H208V262H206V264H211L210 262L212 261ZM227 259H228V258H227ZM49 260H50V259H49ZM62 260H63V259H62ZM77 260H75V261H77ZM90 260H92V259H90ZM97 260H98V259H97ZM133 260H134V259H133ZM157 260H158V259H157ZM195 260H197V258H196ZM51 261H52V260H51ZM51 261H50V262H51ZM58 261H60V259H59ZM58 261H55V262L58 264ZM68 261H69V260H68ZM71 261H72V260H71ZM78 261H79V260H78ZM83 261H84V260H83ZM83 261H81L82 264H83L86 260H85L84 262H83ZM95 261H96V260H95ZM131 261H132V260H131ZM148 261H150V260H148ZM192 261H193V260H192ZM202 261H203V260H202ZM209 261H210V262H209ZM213 261H214V260H213ZM31 262H32V261H31ZM53 262H54V261H53ZM66 262H67V261H66ZM88 262H89V261H88ZM93 262H94V261H93ZM129 262H130V261H129ZM142 262H143V261H142ZM146 262H147V261H146ZM197 262H198V261H197ZM224 262H225V261H224ZM4 263H5V262H4ZM14 263H13V264H14ZM25 263H27V262H25ZM28 263H29V262H28ZM28 263H27V264H28ZM32 263H33V262H32ZM60 263H62V262L60 261ZM60 263H59V264H60ZM63 263H64V262H63ZM69 263H71V262H69ZM69 263H68V264H69ZM86 263H87V262H85V264H86ZM126 263H127V262H126ZM134 263H137V262H134ZM8 264H9V262H8ZM29 264H30V263H29ZM66 264H67V263H66ZM73 264H77V263H74V261H73ZM87 264H92V262H91V263H87ZM132 264H133V263H132ZM144 264H145V263H144ZM147 264H148V263H147ZM156 264H157V263H156ZM198 264H199V263H198ZM222 264H224V263H222ZM226 264H229V263L227 262Z\"/></svg>",
    "mask_w": 264,
    "mask_h": 264
},
{
    "label": "built area",
    "instance_id": "built-area-1",
    "mask_svg": "<svg viewBox=\"0 0 264 264\" xmlns=\"http://www.w3.org/2000/svg\"><path fill=\"white\" fill-rule=\"evenodd\" d=\"M92 184L99 190L108 191L117 186V180L115 175H110L105 172H95L90 176Z\"/></svg>",
    "mask_w": 264,
    "mask_h": 264
}]
</instances>
